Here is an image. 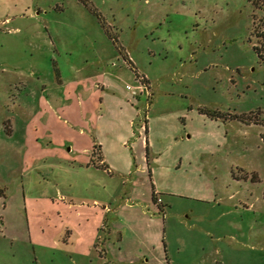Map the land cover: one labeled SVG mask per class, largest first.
I'll return each instance as SVG.
<instances>
[{
    "label": "rangeland",
    "instance_id": "rangeland-1",
    "mask_svg": "<svg viewBox=\"0 0 264 264\" xmlns=\"http://www.w3.org/2000/svg\"><path fill=\"white\" fill-rule=\"evenodd\" d=\"M100 77L131 90L140 108L127 148L110 153L118 170L103 175L106 183L126 181L147 160L134 137L145 133L147 115L184 104L248 119L227 127L197 121L205 137L194 145L197 152L209 145L207 163L161 165L163 212L152 208L147 173L135 186L140 199L134 202L159 220L168 258L159 264H264V0H0V195L9 196L6 213L0 198V264H145L127 243L121 249L115 244L114 256L100 260L78 256L63 240L57 246L28 237L22 193L58 189L57 201L80 203L114 192L103 183L85 186L83 177L65 171L62 159L92 155ZM13 100L21 107L8 133L5 113L14 111L7 106ZM115 101L102 134L127 137L126 111ZM30 107L37 119L29 118ZM138 212L122 207L117 214L127 235L132 221L140 223ZM153 246L144 248L153 251L151 258Z\"/></svg>",
    "mask_w": 264,
    "mask_h": 264
},
{
    "label": "crops",
    "instance_id": "crops-1",
    "mask_svg": "<svg viewBox=\"0 0 264 264\" xmlns=\"http://www.w3.org/2000/svg\"><path fill=\"white\" fill-rule=\"evenodd\" d=\"M110 75L117 76V74H113L112 72ZM96 84L99 90L96 92L97 95H94V103L95 106H97L98 113L92 125L96 133L94 141L92 142V147L93 152L99 153V157H93L92 152L91 156H82L79 162L76 159L71 158L62 159H65V171L67 173H76V175H78L77 177L81 179V182L83 177V180L87 181L85 182V186L88 181L93 186H99L103 183L106 187H113L114 192L105 198H96L93 202L86 197H82L80 203H77V201L72 198L65 202L57 201L59 200L58 193L60 191L58 189L52 191V193L41 196H28L25 193H22L21 200L24 204L23 208L28 211L26 212L27 218H25L28 226V237L32 240L34 234H36L38 236L35 240L38 242L44 241V243L57 246L63 240L64 246L67 248L69 247L70 250L78 256L94 257V255H97L100 260L108 254L113 257L112 250L116 245L121 249V245L123 246L127 243L129 248L131 246L137 248L138 253L136 252V254H138V261H143L145 264L165 263V259H168L167 250L165 249V245L164 247L160 246L162 231L158 218H151L145 213V210H143L142 207H137L134 202H137V200L140 199V194L134 190L136 184L139 183L140 176H146L147 173V179L152 188V208L155 212L160 213L161 209L158 204L153 201V190L156 191L158 194V200L163 205L164 203L159 196V194H161L160 185L162 180V174L160 172V169H162L161 165L169 161L172 163V166H176L177 168H181L182 165L186 163L189 165L192 164L196 168L207 163L204 157L208 154L207 147H209V145L206 146L204 143L199 149V152H197L196 145H194L196 143L195 141L199 136L202 139L205 136L198 133V129L194 124L199 121L202 122L204 126H208L216 122L218 124L224 123L227 127V125H230L234 121L243 124H245V122L232 116L227 118H214L202 112L200 108L197 109L184 104L177 108H166L167 111L162 109L157 115H153L154 113L152 115H147L142 125V131L144 130L145 133L139 131L138 136H134L136 138V144L141 148L142 153L146 150L148 154L146 156L147 160L143 159L142 163L137 164L135 169L132 168L134 170V176L132 173L128 174L130 178L126 179V181L122 180V183L120 184L118 182L106 183L107 180H104V182L101 180L103 175L113 173L112 170H118L117 166L109 160L110 153L115 154L116 150L127 148V139L133 134L132 129L134 124H136L134 119L139 114L140 108L139 100L136 99V96L131 90L118 84L113 78L107 79L105 77H100ZM111 92L117 94L116 98H111L109 95ZM118 94L124 100H119ZM114 101L115 105L117 102L122 104L121 110L123 113L126 111L124 114L126 115L124 123L126 127L125 131L128 133L127 137L124 133V135L118 133L116 135L110 133L102 134L103 127H101V122L106 118L107 112L112 106L111 102L114 103ZM152 102L153 105H151V108L155 105V101L153 100ZM7 106H10L14 110L6 112L4 120L8 121L6 123L12 124V128H9V130L5 129L8 133H11L12 130H14L13 120L16 117L15 108H20L21 104H17V101L13 100L12 104L7 103ZM32 107L38 108L37 104H33ZM32 107L30 108L32 109ZM30 112L31 114L28 112L29 118L34 119L35 117V119H37V110L32 109ZM223 138L226 142L227 135ZM209 143L211 142H208V144ZM71 149L74 150L73 152L76 151L75 147H69L68 151L70 152ZM86 152L87 149L84 147L82 153ZM74 162H78L79 164H75ZM132 169L131 171H133ZM128 185L130 186V189H126L123 193L125 195L120 196V200L117 202L116 198L119 196H117V194L121 191V187L123 186L127 188ZM119 186L120 189H118ZM0 198L4 200V212L6 213V204L9 196L1 194ZM18 198H20V196ZM12 199L14 198H11L10 201ZM122 207H124V209L125 207L134 210L136 208L139 209L138 213L140 215L136 218L140 223L136 222V224H134L132 221L128 226V235L125 228L118 227L119 223H121L118 220L119 218L121 219V217L117 214ZM109 213H113V219L111 218L112 220L110 221L108 219ZM42 214L45 215L44 219L42 218ZM144 220L146 223H144ZM144 224H146L147 227H149L148 225H153V229L150 230L149 228H145L143 226ZM2 226L5 229L7 228L5 221ZM42 234L44 235V238L42 236L40 237ZM99 240L100 243L97 248L100 249V251L104 250V255H101L96 248V244ZM150 243H153L154 250H156L157 246V252L154 253L152 258L151 255L153 254H151V252L153 251L144 249L145 244ZM163 243L165 244L164 241ZM160 250L162 253H160ZM149 254L150 256H148ZM114 258H116V255ZM129 260L131 262L133 258L130 257Z\"/></svg>",
    "mask_w": 264,
    "mask_h": 264
},
{
    "label": "trees",
    "instance_id": "trees-1",
    "mask_svg": "<svg viewBox=\"0 0 264 264\" xmlns=\"http://www.w3.org/2000/svg\"><path fill=\"white\" fill-rule=\"evenodd\" d=\"M81 1H83V2H85V3L88 2V0H81ZM92 10H93L95 13H97V15L99 16V13L96 11V9H92ZM99 17H100V16H99ZM101 18H102V17H101ZM107 31L109 32V36H110L111 39L114 41V43L117 45V47H118V49L120 50V52H122L121 47H120V44H119V40H118L117 36L114 35L111 31H109L108 28H107ZM255 48L258 49L257 46H256ZM200 110H201L202 112L208 114L209 116L214 117V118H227V117L231 116V115L225 114V113H223V112H221V111H210L209 109H205V108H200ZM232 117H235V118H237V119H240V120H242V121H244V122H245V121H248V119L245 118L244 115L234 114V115H232ZM147 148H148V147H147ZM95 153H96V152H93V157L95 156ZM153 201H154L155 203L158 204V206H159V208H160L161 210H163V205H162V203L159 202V200H158V194L156 193L155 190H153Z\"/></svg>",
    "mask_w": 264,
    "mask_h": 264
}]
</instances>
